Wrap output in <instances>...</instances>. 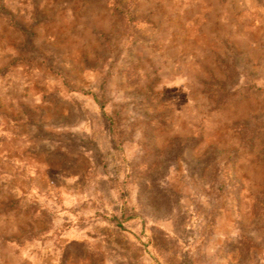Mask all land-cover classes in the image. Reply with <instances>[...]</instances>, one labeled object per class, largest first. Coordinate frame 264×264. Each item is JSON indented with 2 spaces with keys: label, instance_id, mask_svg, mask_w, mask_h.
<instances>
[{
  "label": "rangeland",
  "instance_id": "rangeland-1",
  "mask_svg": "<svg viewBox=\"0 0 264 264\" xmlns=\"http://www.w3.org/2000/svg\"><path fill=\"white\" fill-rule=\"evenodd\" d=\"M0 264H264V0H0Z\"/></svg>",
  "mask_w": 264,
  "mask_h": 264
}]
</instances>
